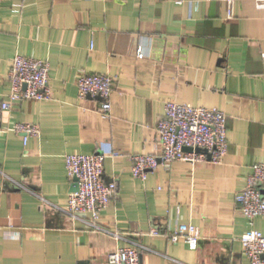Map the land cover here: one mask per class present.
Segmentation results:
<instances>
[{"label": "crops", "instance_id": "0c3cea01", "mask_svg": "<svg viewBox=\"0 0 264 264\" xmlns=\"http://www.w3.org/2000/svg\"><path fill=\"white\" fill-rule=\"evenodd\" d=\"M15 53L49 62L52 96L0 111L2 126L40 128L26 143L0 130V264H112L118 245H137L141 264H249L240 237L264 233V214L249 219L234 196L264 161V11L254 0H236L230 15L221 0H0L1 73ZM79 69L114 76L108 115L100 97L78 95ZM8 92L4 81L0 101ZM168 99L221 109L227 152L134 178L130 154L161 149ZM97 151L107 152L103 179L117 184L98 224L118 239L65 209L64 154ZM185 222L199 229L196 247L166 235Z\"/></svg>", "mask_w": 264, "mask_h": 264}, {"label": "built area", "instance_id": "2783aa9c", "mask_svg": "<svg viewBox=\"0 0 264 264\" xmlns=\"http://www.w3.org/2000/svg\"><path fill=\"white\" fill-rule=\"evenodd\" d=\"M228 5L231 14L232 4L236 0H221ZM257 7L264 11V0H254ZM138 57L144 52L139 49ZM49 62L46 59L15 53L10 69L6 74L0 72V84H9L8 99L0 101L1 109L11 108L13 102L23 99L44 100L52 96L48 84ZM75 82L80 97L99 96L102 99L100 110L108 115L110 95L114 89L115 78L109 73H90L79 69ZM0 130H12L22 136L26 143L30 137L39 134L37 123L12 121L8 126L1 125ZM156 130L161 149L158 153L138 152L130 154V170L134 178L146 179L150 170L159 164L169 165L175 160L189 162L210 161L221 163L227 152L226 114L217 107L194 106L168 99L164 103V113L158 118ZM190 147L191 150H185ZM117 155L119 151H109ZM107 152L66 153L64 164L71 185L76 182V189L68 193L66 211L73 217L91 214V225L103 231L110 230L98 224L101 211L106 208L116 193L115 180L105 181L102 177L104 158ZM264 161L252 164L246 176L244 187L235 193L234 199L249 219L264 214ZM153 234L159 233L151 228ZM118 239L121 234L111 232ZM168 239L176 242L186 241L190 247H196L200 237L198 227L191 222L178 223L166 233ZM243 252L249 264H264V233L255 228L246 230L240 237ZM107 259L112 264H141L137 245H118L108 253Z\"/></svg>", "mask_w": 264, "mask_h": 264}, {"label": "water", "instance_id": "95a60500", "mask_svg": "<svg viewBox=\"0 0 264 264\" xmlns=\"http://www.w3.org/2000/svg\"><path fill=\"white\" fill-rule=\"evenodd\" d=\"M96 97H99V96H96ZM185 150H191L190 147H184ZM76 189V182L74 181V183L72 184L71 186V190H75Z\"/></svg>", "mask_w": 264, "mask_h": 264}]
</instances>
